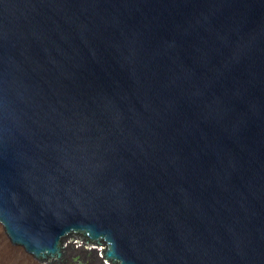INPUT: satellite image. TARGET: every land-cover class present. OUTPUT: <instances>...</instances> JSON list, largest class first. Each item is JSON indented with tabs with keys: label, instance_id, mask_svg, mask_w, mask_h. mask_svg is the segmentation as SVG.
<instances>
[{
	"label": "water",
	"instance_id": "obj_1",
	"mask_svg": "<svg viewBox=\"0 0 264 264\" xmlns=\"http://www.w3.org/2000/svg\"><path fill=\"white\" fill-rule=\"evenodd\" d=\"M0 228L41 264H264V0H0Z\"/></svg>",
	"mask_w": 264,
	"mask_h": 264
},
{
	"label": "rangeland",
	"instance_id": "obj_2",
	"mask_svg": "<svg viewBox=\"0 0 264 264\" xmlns=\"http://www.w3.org/2000/svg\"><path fill=\"white\" fill-rule=\"evenodd\" d=\"M5 243H6V236L2 233V229H0V255H1L0 260L2 258L4 259V260L2 259L0 261V264H10V263L11 264H41V262L33 261L28 255H26L20 251L12 249L10 246L5 245ZM77 255L81 256V259H82L84 264H95V263H92V260L90 258H88V257H86V255L82 254L81 251L78 252ZM12 256H14V257H12ZM11 257L13 259H11ZM5 259H7V260H5ZM70 260L71 259L69 258L68 262H70Z\"/></svg>",
	"mask_w": 264,
	"mask_h": 264
},
{
	"label": "bare ground",
	"instance_id": "obj_3",
	"mask_svg": "<svg viewBox=\"0 0 264 264\" xmlns=\"http://www.w3.org/2000/svg\"><path fill=\"white\" fill-rule=\"evenodd\" d=\"M0 229H1V228H0ZM0 256H1V255H0ZM12 257H14V256H12ZM12 257H11V259H13ZM15 257H16V256H15ZM2 259H3V258H2ZM2 259H1V260H2ZM14 259H15V258H14ZM1 260H0V261H1ZM3 260H4V259H3ZM5 260H7V259H5ZM7 262H8V261H7ZM14 262H15V261H14ZM16 263H17V262H16ZM10 264H11V263H10Z\"/></svg>",
	"mask_w": 264,
	"mask_h": 264
}]
</instances>
